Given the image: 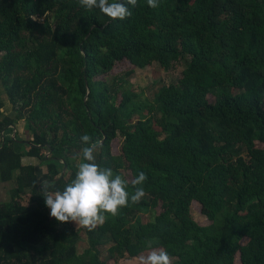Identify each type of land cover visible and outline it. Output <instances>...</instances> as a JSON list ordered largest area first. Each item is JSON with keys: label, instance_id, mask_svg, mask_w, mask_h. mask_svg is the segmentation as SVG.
<instances>
[{"label": "trees", "instance_id": "trees-1", "mask_svg": "<svg viewBox=\"0 0 264 264\" xmlns=\"http://www.w3.org/2000/svg\"><path fill=\"white\" fill-rule=\"evenodd\" d=\"M128 7L111 20L78 0H0V82L14 113L0 103V179L14 184L0 203V264H107L159 248L172 264H264V0ZM122 62L133 67L126 77L155 62L184 66L142 102L111 75ZM85 134L130 194L147 175L145 196L93 230L51 217L36 166L23 162L41 160L44 182L62 191L87 162Z\"/></svg>", "mask_w": 264, "mask_h": 264}, {"label": "clouds", "instance_id": "clouds-1", "mask_svg": "<svg viewBox=\"0 0 264 264\" xmlns=\"http://www.w3.org/2000/svg\"><path fill=\"white\" fill-rule=\"evenodd\" d=\"M78 3L88 11L99 9L111 20H124L132 15L128 6L136 7L138 0H78ZM147 4L155 9L159 7V0H147ZM80 139L84 145L82 157L87 162L77 163L75 178L62 191L51 190L52 186L43 181L41 194L51 217L59 222H75L78 228L93 230L104 223L103 213L117 216L121 208L129 206L130 202L138 203L145 196L143 184L147 175L141 171L131 180L135 191L130 194L128 181L121 175L114 176L111 168L102 169L95 162V151L99 145L92 142V137L85 134ZM140 264H172V260L165 249L159 248L142 256Z\"/></svg>", "mask_w": 264, "mask_h": 264}, {"label": "rangeland", "instance_id": "rangeland-1", "mask_svg": "<svg viewBox=\"0 0 264 264\" xmlns=\"http://www.w3.org/2000/svg\"><path fill=\"white\" fill-rule=\"evenodd\" d=\"M184 65H177L174 66L170 70H165L163 69L158 63H152L151 65H148V67L144 69H135V71L129 76L126 77L124 73L133 67L127 63V62H122L118 63L115 68H113L111 75H117L121 78H124L128 80L129 84L131 85L132 90L134 93L139 94L140 100L142 102H151L153 101L154 98V93L162 86V85H168L169 83L173 82V79L177 77ZM110 79V77H108ZM107 78V79H108ZM0 103L3 104L2 111L5 115H12L14 116L13 113V107L9 103V100L6 98L4 89L2 87V84L0 82ZM147 111H143V114L146 115ZM24 121H20L17 125V130L19 132L20 137L24 139V141L30 140L32 137L29 132H27L24 128ZM1 141V137H0ZM121 140L119 138L115 139L112 142V153L114 155H117L119 153V145H120ZM27 147H23V151H27ZM45 158L48 157V152H45ZM24 164H34L37 169V173L39 175V181L43 182L46 178L45 172V165L42 163L41 160L33 159V158H24L23 160ZM124 176L128 179L129 178V172L124 171ZM14 187L13 182H3L0 179V203L7 202L10 200V191ZM30 197V193L27 192L24 195V202L27 203ZM160 209L158 208V212ZM192 215L194 219L200 223L201 225H208L209 221L206 219L204 216V213L202 212V209L199 204L195 203L192 208ZM154 214H148L149 220H154ZM72 225L75 229L78 228L77 224L75 222H72ZM81 228V227H80ZM82 237L83 240L79 243L78 245V251L82 252L86 248V242H85V236L84 233L82 232ZM174 259H172L173 263ZM237 261H235L236 263ZM107 264H140V260L138 258L134 259H122L119 261L115 260H108ZM236 264H239L238 262Z\"/></svg>", "mask_w": 264, "mask_h": 264}, {"label": "water", "instance_id": "water-1", "mask_svg": "<svg viewBox=\"0 0 264 264\" xmlns=\"http://www.w3.org/2000/svg\"><path fill=\"white\" fill-rule=\"evenodd\" d=\"M15 135H16V133L14 132L13 136L15 137ZM102 142H103V140L100 143H102ZM64 171H65V166H64L63 170L61 171L60 177H62L64 175Z\"/></svg>", "mask_w": 264, "mask_h": 264}]
</instances>
